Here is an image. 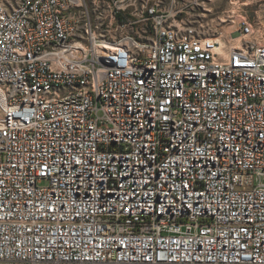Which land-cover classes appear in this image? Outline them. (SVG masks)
Segmentation results:
<instances>
[{
  "label": "built area",
  "instance_id": "built-area-1",
  "mask_svg": "<svg viewBox=\"0 0 264 264\" xmlns=\"http://www.w3.org/2000/svg\"><path fill=\"white\" fill-rule=\"evenodd\" d=\"M203 5L0 0V264H264V11Z\"/></svg>",
  "mask_w": 264,
  "mask_h": 264
},
{
  "label": "rangeland",
  "instance_id": "rangeland-1",
  "mask_svg": "<svg viewBox=\"0 0 264 264\" xmlns=\"http://www.w3.org/2000/svg\"><path fill=\"white\" fill-rule=\"evenodd\" d=\"M204 9L196 11L204 26L223 27L228 34L234 26L229 21L233 16L234 23L245 16L264 11V0H202ZM225 23V24H224Z\"/></svg>",
  "mask_w": 264,
  "mask_h": 264
}]
</instances>
